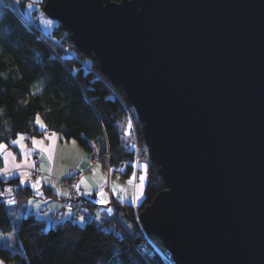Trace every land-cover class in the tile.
I'll use <instances>...</instances> for the list:
<instances>
[{"label":"water","instance_id":"1","mask_svg":"<svg viewBox=\"0 0 264 264\" xmlns=\"http://www.w3.org/2000/svg\"><path fill=\"white\" fill-rule=\"evenodd\" d=\"M143 123L137 215L174 264H264V0H45Z\"/></svg>","mask_w":264,"mask_h":264},{"label":"trees","instance_id":"2","mask_svg":"<svg viewBox=\"0 0 264 264\" xmlns=\"http://www.w3.org/2000/svg\"><path fill=\"white\" fill-rule=\"evenodd\" d=\"M24 1L21 6L25 9ZM44 1L33 0L39 9ZM37 116L45 130L36 124ZM126 118L132 122L137 142L145 148L143 123L123 89L110 82L93 56L79 53L59 23L50 36L45 35L38 24L26 21L0 0V143L12 146L18 134L33 137L56 132L98 156L112 175L127 180L133 174L135 158L121 138L119 123ZM147 168L144 197L136 208L113 200L116 212L111 215L116 214L126 230L122 237L72 212L48 226L26 210L25 203L36 196L30 185L21 186L18 177L0 179V234L14 232L17 248L0 247V260L14 264H172L157 237L147 235L136 223L137 214L165 187L158 166L149 160ZM5 189H11L7 195L12 203L2 199ZM42 189L46 197L56 195L50 187Z\"/></svg>","mask_w":264,"mask_h":264},{"label":"rangeland","instance_id":"3","mask_svg":"<svg viewBox=\"0 0 264 264\" xmlns=\"http://www.w3.org/2000/svg\"><path fill=\"white\" fill-rule=\"evenodd\" d=\"M34 1H38V0H34ZM11 3L13 4V6L16 5L18 9L20 8V10L22 11V13H24L26 20H28V22L32 23L33 25L38 24V29L41 33H43L45 35H49V36L51 35L53 26L56 23V21L47 17L46 15H44V13L41 11V9H39L38 5L36 4L37 2L35 3V2H33V0H30V1L26 0V3H25V1H24L25 9H24V7L22 8V6H21L22 0H13ZM42 4H41V6H42ZM32 11H34V12H32ZM28 14H29V16H28ZM32 16H33V18H32ZM119 128L121 130L122 141L124 143H126L128 145V147L130 149H132V151L134 152V158H135L134 159V165H135V167H133V173H135V177H133V174L130 177L133 179V182L131 184H129L128 180L130 178L127 180H121L119 178V176L109 175L110 181L107 183V180L105 178L106 176L103 177V174L101 173L104 171V173L106 174L105 169L101 170L102 166H101V164L98 163L97 166L92 168V171H91V169H88V168L86 171L82 170V171H85L84 173H86V175L83 177V181H84L83 184H85L86 186L89 187L88 190L90 192L92 189L97 190V192L101 191V189H102L104 194H105L103 197V201H106L105 199H106V196H108V190H111L113 192V195H115V197L118 195V198L121 201L124 200L125 202H130V204H132L133 207L136 208V206L142 201V199L144 197V186H145V183L147 180V170H148L147 167H148V162H149V156L147 153V148L146 147L143 148L142 145L137 142L135 135H134V132H133L132 122H131L130 118H126L123 121H121L119 123ZM70 141H71L70 144L68 146L66 145L67 146L66 150L69 154L72 155L73 161H75V159L77 158V148L79 145L77 144L76 141H75V143H73V140H70ZM104 167L106 169L110 170L108 168L107 164ZM76 168H75V170H76ZM78 171H81V170H78ZM74 174H76V173H74ZM140 175H144L145 179L143 182V187L140 188L139 192H138L137 186L140 185V180H139ZM29 178H30V176H29ZM32 180L33 179L30 178V181H27V182H29V184L31 185L32 183L35 182ZM54 180L55 179H52V178L50 179V181H54ZM27 182H25V183H27ZM66 183L67 182H65V183L62 182L61 184L66 185ZM41 186H42V181H40V184L38 185L39 193H37L34 190L36 192V196L32 197L28 200V206L26 207V210L28 209V212H32L35 215H37L38 217L41 216L42 218H46V219L49 218L50 220H52V219H63L64 216H66V214H67L66 212H72L74 215L77 216V214L75 213V210L71 209L68 206L69 200H66V199L63 201L62 208L54 211L56 209V207L58 206L59 202L55 201L52 197H46ZM59 186H60V182H58V180L54 181L53 187L59 188ZM79 189L82 190L80 187H79ZM114 190H115V194H114ZM58 191L65 193V192H67V189L63 188L62 190H60V188H59ZM82 192H83V194L79 193V195H80L79 198H83L84 195H87L86 193H84L83 190H82ZM8 193H9V191H3V193H2V195H3L2 199L5 200L7 204H8V201H10L9 199H11L10 196L7 195ZM89 194H95V193H89ZM138 194H139L140 198L137 200L136 197ZM70 197H71L70 192H68V195L66 198L70 199ZM29 201H32V203L29 204ZM81 203L84 204V207L86 204L92 205V207H88L87 209L89 212H91L95 215L96 220L94 219V221L97 224L101 223L102 228L99 225L100 229L106 230V228L108 227L107 230H111L115 233V228H117V231H119V233H121L120 237L123 235H126V230L123 229V227L121 226V222L119 220V217L116 214H114L115 216H112L111 214H107V213L116 212V208H115L112 201L110 202V205L105 206V210L107 211V213L103 212L104 208L100 207L101 204L97 205V204L93 203L92 201L84 203V200H82ZM44 208H47V209L43 210ZM100 213H102V214H100ZM14 216L16 217V215H14ZM97 216H99V218H97ZM79 218L84 219V220H89V216L84 217V218H81V217H79ZM78 222H81V220L78 219ZM50 224H54V221L49 222L48 226ZM140 227L142 229L141 224H140ZM143 232H145V231L143 230ZM9 236H5L3 238V240H9ZM153 251H156L158 253V255L160 256V258L164 259L166 261L167 257L164 256L158 249H154ZM168 256H169L172 264H174L169 254H168ZM9 264H14V263L9 262Z\"/></svg>","mask_w":264,"mask_h":264},{"label":"crops","instance_id":"4","mask_svg":"<svg viewBox=\"0 0 264 264\" xmlns=\"http://www.w3.org/2000/svg\"><path fill=\"white\" fill-rule=\"evenodd\" d=\"M52 133L56 134V139L54 141L45 138L46 136H51ZM23 136L25 137V139L23 141H21V143L24 145V151L29 153L28 156L23 155L19 146L13 145L11 143L12 146L8 145L6 147V149L4 150L5 152H10L12 154V156L8 157L7 165H5L4 154L0 153L1 159H2V166L0 167V170H3L5 168V166H7L8 173H9L7 177H18V179L20 181V179H21L20 173L21 172H25V173L29 174L30 169H32V168L35 169L36 174H35L34 179L32 181H36L37 179H39L40 181H42L41 188L42 187H50L52 193L56 194L54 197L52 196V198L55 201H58L59 203H58V206L56 207V209L54 211L62 208L63 201L66 199V197L68 195L67 194L68 192L62 193V192L58 191L59 188H60V190H62L63 188L67 189V187L65 185L61 184L62 181L70 178L71 175L74 173H78V172L81 173V177H80V180L78 182V185L84 191V193H95V195L97 196V190L92 189L90 192L88 190L89 187L86 186L85 184L81 183V180L86 175V173H84V172L87 170V168L91 169V171H92V168L97 166L98 163L101 164L99 159H98V156L84 151L80 146L77 145L79 148V149L77 148V158L75 159V161H73L72 155L69 154L66 150V147L70 144L71 141L70 140L69 141L64 140L56 132L48 131V132H45L44 134H42L41 136H33V137H26L25 135H23ZM32 138H35L36 140L42 141L43 142L42 147L44 149H50V151H41L40 146L34 147L32 144ZM15 139H17V137ZM15 139H13V140H15ZM13 157H14V159H13ZM33 157H37L38 161H39L38 164L35 166H34L33 161H32ZM16 165H20V167L17 168ZM75 168H76V170H75ZM103 169H105L106 174L104 173V171L101 173L103 174V177L106 176L105 178H106L107 183H108L110 181L109 175H112V174L109 172L110 170H108L102 166L101 170H103ZM78 170H81V171H78ZM82 170H85V171H82ZM0 174L2 176H4L2 171H0ZM51 178L55 179L54 181L58 180V182H60L59 188L55 187L56 188L55 189L53 187L54 181H50ZM25 181L26 182L30 181L29 175H27V177H25ZM25 184H29V182H27ZM97 197L99 198V200L101 202V198L99 196H97ZM114 199L121 201L118 198V195L115 197V195H113V192L111 190H108V196H106V199H105L106 201H104L100 205L101 208H104L103 209L104 213H107V211L105 210V206L110 205V202L111 201L113 202ZM123 202H125V201L123 200ZM128 203H130V202H128ZM25 206L26 207L28 206V201L25 203ZM45 209H47V208H44L43 210H45ZM100 214H102V213H100ZM107 214H111V213H107ZM42 219H44L46 221L47 225L49 222L54 221V223H56V222L61 220V219L50 220L49 218H47V219L42 218ZM5 236H9V240H3V238ZM0 247L9 249L11 251H15L17 249L16 248V241H15V233L10 232V233H6V234H0ZM3 264H9V263L3 262Z\"/></svg>","mask_w":264,"mask_h":264},{"label":"built area","instance_id":"5","mask_svg":"<svg viewBox=\"0 0 264 264\" xmlns=\"http://www.w3.org/2000/svg\"><path fill=\"white\" fill-rule=\"evenodd\" d=\"M13 0H5L7 6L15 11H18V13L20 15H22L24 17V19L26 20V17L24 16V13H22V11L20 10V8L18 9L16 5L13 6V4L11 3ZM33 18V16H32ZM28 21V20H26ZM33 164L34 166L38 164V158L37 157H33ZM35 169H30L29 170V176L31 179H34V176H35ZM80 177H81V173L78 172L76 174H73L70 178L68 179H65L63 180L62 182H67L66 184L68 185V188L70 189V199L68 201V206L71 208V209H74L75 210V213L77 214V216L81 217V218H84V217H88L89 216V220H94L95 219V215L91 212L88 211L87 208L84 207V204L81 203L82 200H84V203H87V202H93L97 205H100L101 202L100 200L95 196V194H87V195H82L83 198H79V193L80 194H83L82 190L79 189V187H75V185L78 184L79 180H80ZM0 179L1 180H4V176H1L0 175ZM47 211V210H46ZM48 212V211H47ZM113 216H115L113 214ZM96 220V219H95ZM99 223V222H98ZM98 225L101 226V223H99ZM102 228V226H101ZM108 228V227H107ZM104 230V231H111V230ZM110 229V228H109ZM121 230V229H120ZM113 232V231H111ZM114 233V232H113ZM116 236H119L120 237V234L119 231H117V228H115V233H114ZM122 237V236H121Z\"/></svg>","mask_w":264,"mask_h":264},{"label":"snow or ice","instance_id":"6","mask_svg":"<svg viewBox=\"0 0 264 264\" xmlns=\"http://www.w3.org/2000/svg\"><path fill=\"white\" fill-rule=\"evenodd\" d=\"M35 122L36 124L42 129V130H45L46 129V125H44L41 120H40V117L37 116L36 119H35ZM46 139H50V140H55L56 139V134L55 133H52L51 136H46L45 137ZM25 139V137L23 135H20L18 134L17 136V139L15 140H12L11 143L13 145H17L19 146V148L21 149V152L23 153L24 156H28L29 153L28 152H25L24 151V145L21 143V141H23ZM42 141H39V140H36L35 138H32V144L33 146H40V150L41 151H50V149H44L42 147ZM73 143H75V141H73ZM7 145L6 144H3V143H0V153H3L4 154V160H5V165H7V159L9 156H12V154L10 152H5L4 150L6 149ZM14 159V157H13ZM17 168L20 167V165H16ZM135 167V165H134ZM3 172V175L5 176V178H7L8 176V169H7V166H5V168L3 170H0ZM27 173L25 172H21L20 173V176H21V179H20V184L21 186H23L25 184V177H27ZM133 177H135V173H133ZM144 175H140L139 176V180H140V185L137 186L138 188V192H139V189L143 187V182H144ZM133 182V179L130 178L128 180V183L131 184ZM81 183H84L83 179L81 180ZM40 184V180L37 179L34 183H32L30 186L37 192L39 193V188H38V185ZM75 187H79V185H75ZM5 191H11V189H5ZM86 194H89V193H86ZM114 194H115V190H114ZM104 192L103 190L101 189V191L97 192V196H99L101 198V203H103V197H104ZM140 197H139V194L137 195L136 199L138 200ZM8 203H12V201H8ZM32 201H29V204H31ZM97 218H99V216H97ZM0 264H3V261H0Z\"/></svg>","mask_w":264,"mask_h":264},{"label":"bare ground","instance_id":"7","mask_svg":"<svg viewBox=\"0 0 264 264\" xmlns=\"http://www.w3.org/2000/svg\"><path fill=\"white\" fill-rule=\"evenodd\" d=\"M96 196V195H95ZM97 197V196H96ZM98 198V197H97ZM99 199V198H98Z\"/></svg>","mask_w":264,"mask_h":264}]
</instances>
